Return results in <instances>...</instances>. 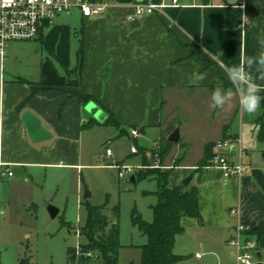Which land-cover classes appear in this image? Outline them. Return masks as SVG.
Masks as SVG:
<instances>
[{
    "label": "crops",
    "instance_id": "1",
    "mask_svg": "<svg viewBox=\"0 0 264 264\" xmlns=\"http://www.w3.org/2000/svg\"><path fill=\"white\" fill-rule=\"evenodd\" d=\"M140 2L165 5L138 19L139 26H133L136 19L130 17L135 4ZM66 16L77 17L73 25L63 23L45 34L56 19ZM56 19L45 25L39 35L54 61L41 58L36 77L31 72L12 71L8 77L0 73V212L3 214V206L12 204L15 190H28L25 184L28 185L29 179L47 178L50 170L79 172L92 166L87 163V155L92 152L89 133L105 123L110 114L120 124L122 133L134 140L131 128L144 126L147 134V128L161 127L165 119L173 122L181 106L188 115L201 117L202 106L186 94L211 92L212 86L229 82L221 65L230 67L238 64L242 56L252 57L262 50L258 39L264 36V0H178L177 4L173 0H111L101 15L84 18L75 10ZM16 43L11 42L7 47L13 48ZM80 51L83 71L76 88L69 81L76 77ZM193 73L204 74L206 78L192 84ZM252 74L264 85V79H260L262 73L253 68ZM76 89L100 102L95 101L107 113L103 122L95 119L85 104L72 95L71 90ZM236 101L227 109L216 108L222 112L223 119L216 127H207L214 129L215 135L204 136L196 158H192L191 139L185 137L181 127L178 142L168 138V142L187 146L188 153L187 159L172 169L170 185L182 184L192 174L189 187H197L199 191L203 223L190 216L182 217L181 222L185 232L196 230L202 234L201 242L210 246L226 243L239 224L247 226L252 233L264 229V142L257 137L264 108L261 101L260 108L249 114ZM26 117L33 125L38 124L37 131H41L37 137L30 132ZM176 129L174 126L167 135L170 137ZM233 135L242 139L248 151L246 171L241 178L226 179L221 170L208 165L198 168L209 142L214 143L212 155L219 138ZM133 144L137 143L133 141ZM107 148H112L113 154L106 151V158H114L112 145ZM140 154L142 160L136 163L114 158L105 166L119 171L115 164H130L139 169L144 160V154ZM6 169L13 174H2ZM5 185L7 188L3 189ZM78 191L83 192L82 183ZM90 198L83 195V199ZM31 203L27 211L36 208ZM253 234L258 238L260 250L264 234L261 237ZM214 250L209 252L215 253Z\"/></svg>",
    "mask_w": 264,
    "mask_h": 264
},
{
    "label": "rangeland",
    "instance_id": "2",
    "mask_svg": "<svg viewBox=\"0 0 264 264\" xmlns=\"http://www.w3.org/2000/svg\"><path fill=\"white\" fill-rule=\"evenodd\" d=\"M75 18L77 17L66 16L63 19H56L45 34L63 23L73 25L72 21ZM64 19L68 22H63ZM72 55L71 63L74 65L76 60L74 54ZM47 57L54 61L39 37L29 41H17L13 48L7 47L3 61L0 56V73L8 77L12 71L18 74L31 72L36 77L41 69L40 59L47 60ZM253 77L257 81L258 76L253 74ZM69 85L75 87L76 83L69 81ZM221 86L227 90L232 84L224 82ZM211 92L186 94L202 106L199 108L201 117L188 115L187 111L183 112L185 110L181 106L178 108L180 113H177L178 117L176 116L173 122L165 119L161 127L147 128V134H141L137 140L122 133L120 124L114 117L111 124L97 125L89 133L92 138V152L89 150L91 154L87 155L89 159L87 163L92 166L85 167L79 172L50 170L46 174L47 178L35 176L29 179L28 185L24 183L28 190L30 189V193L27 189L15 190L12 204L3 206L5 213L0 217V264H19L24 258H28L33 264H73L76 253H71L72 258L68 261V249L79 246L86 250L85 247L88 246L86 237L81 235L82 226L87 221V208L81 203L86 201L83 199L86 189L92 193L90 203L98 206L107 203L104 209L109 219L107 230L113 223L119 224L120 241L123 245L119 249V264H141L140 246L146 243L147 238L139 227L134 225V213L146 221L153 220L151 207L158 201L155 193L158 188L156 179L162 177L163 172L180 166L187 159V146L180 142H168L169 130L174 126L181 127L185 137L191 139L192 158L199 155L204 136L215 135L214 129L207 130V127L210 125L216 127L222 121L223 114L210 106ZM236 100L239 106L238 99ZM232 103H235V99ZM133 141L140 146L139 153L135 155L130 152ZM110 145L114 148L115 160L125 159L130 164L142 160L140 153H143L144 160L137 175L144 179L133 184L129 181V176L121 178L115 168L105 166L114 161L113 157L106 158V146ZM211 157L209 150L207 153L204 152L202 160L205 159L208 165ZM81 183L83 192L79 193L78 185L81 188ZM6 188L5 185L3 189ZM32 201L37 206L27 211L32 206ZM47 203L60 209L55 218L49 214L45 206ZM115 206L119 207L118 214L114 212ZM201 235L196 230L187 229L184 235L178 237L174 252L184 258L174 264H235L234 256L230 255L232 249L227 242H220L217 246L205 245V242H201ZM210 249H216L215 253H210ZM87 250H91L93 256L84 260V264H102L98 251L89 248ZM197 251L202 253L201 258L196 257ZM258 252L260 255L257 261L264 264V245Z\"/></svg>",
    "mask_w": 264,
    "mask_h": 264
},
{
    "label": "built area",
    "instance_id": "3",
    "mask_svg": "<svg viewBox=\"0 0 264 264\" xmlns=\"http://www.w3.org/2000/svg\"><path fill=\"white\" fill-rule=\"evenodd\" d=\"M175 4L178 0H173ZM111 0H0V56L4 58L6 48L11 42L29 41L39 37L43 27L52 23L60 15H71L75 10L81 12L84 18H92L103 14L109 7ZM164 3H136L133 16L140 19L160 10ZM133 138L142 133L140 128H131ZM107 154L112 155L113 149L107 148ZM137 144H132L131 152L138 153ZM247 149L239 136H229L220 139L215 144V151L207 167L221 170L223 177L241 178L246 171ZM1 165V163H0ZM118 167L119 177L135 173L138 167L130 164H115ZM12 175L9 169L1 172ZM227 245L232 249L235 264H262L257 261L259 256V241L250 229L239 224L235 233L227 239ZM75 260L73 264H84V260L93 256L91 250L75 247ZM197 257H202L197 252Z\"/></svg>",
    "mask_w": 264,
    "mask_h": 264
},
{
    "label": "trees",
    "instance_id": "4",
    "mask_svg": "<svg viewBox=\"0 0 264 264\" xmlns=\"http://www.w3.org/2000/svg\"><path fill=\"white\" fill-rule=\"evenodd\" d=\"M83 71V58L80 51V58L76 68V77L71 80L76 83L77 88ZM259 83V80L256 81ZM260 84V83H259ZM216 86H212V91ZM230 88H233L231 86ZM234 89V88H233ZM77 96L83 104L90 101H97L92 95L81 94L77 89L72 93ZM264 96V92L260 93ZM98 102V101H97ZM100 104V102H98ZM264 108V100H262ZM94 123H98L94 120ZM113 114H110L105 123L113 122ZM125 131H127L125 129ZM258 140L264 142V112L259 120ZM213 142H209L205 147V152H209L213 146ZM212 156V155H211ZM146 161V160H145ZM205 159L199 165V169L206 166ZM172 169L163 172V176L156 179L158 188L156 196L158 201L153 205V220L146 221L137 213H134L133 223L138 226L142 233L146 236V243L140 247L142 249L141 264H174L184 258L174 252L177 237L185 232L181 220L184 216L197 218L203 223L202 214L199 206V191L197 187L184 186L183 184L170 185V176ZM137 183L144 179L137 175ZM94 205L89 200L84 201L87 208V221L82 226L81 235L86 237L88 246L86 250L92 249L99 252L102 264H119V249L123 246L120 241V227L118 223H113L109 230L108 216L104 213L106 207ZM114 212L119 213V207L115 206ZM259 237L264 234V229L254 231ZM75 252V247L68 249V261L72 258L71 253ZM19 264H33L28 258H24Z\"/></svg>",
    "mask_w": 264,
    "mask_h": 264
},
{
    "label": "clouds",
    "instance_id": "5",
    "mask_svg": "<svg viewBox=\"0 0 264 264\" xmlns=\"http://www.w3.org/2000/svg\"><path fill=\"white\" fill-rule=\"evenodd\" d=\"M258 43L261 51L252 57H241L238 64H233L230 67H224L227 79L232 84L233 88L225 89L221 85H217L211 93V107L225 109L231 107L234 99H238L239 106L249 114L255 113L261 106V101L264 96L260 93L264 92V85L256 82L252 74V69L262 73L260 79H264V36L259 37ZM205 51V49H204ZM213 59H215L213 57ZM204 74L193 73V78L190 83L196 84L205 79ZM3 212H0L2 215Z\"/></svg>",
    "mask_w": 264,
    "mask_h": 264
},
{
    "label": "water",
    "instance_id": "6",
    "mask_svg": "<svg viewBox=\"0 0 264 264\" xmlns=\"http://www.w3.org/2000/svg\"><path fill=\"white\" fill-rule=\"evenodd\" d=\"M133 26H139L140 25V21L138 19L134 20V22L132 23ZM85 109L95 118L97 119L99 122H103L106 117H107V113L102 109L100 108V106L95 102V101H90L88 102L86 105H85ZM27 124H28V127H29V130L30 132L34 133L35 136L34 137H37L40 133L41 130H38L37 131V127H38V124L35 126L33 125V123L29 120L28 117L25 118ZM140 131L142 134H145V127L142 126L140 128ZM36 132V133H35ZM180 139V129L177 128L169 137V140L171 142H178ZM193 178V175L190 174L189 176H187L186 178H184V180L182 181V184L184 186H189L191 180ZM129 181L133 184H136L137 183V180H136V174L135 173H132L129 177ZM91 192L86 189L85 190V193H84V198H90L91 197ZM46 208L49 212V214L51 215L52 218H55L59 212H60V209L56 206H54L53 204H50V203H47L46 205Z\"/></svg>",
    "mask_w": 264,
    "mask_h": 264
}]
</instances>
